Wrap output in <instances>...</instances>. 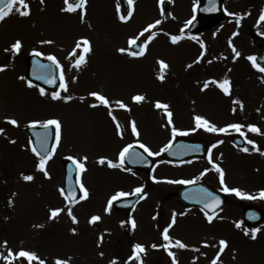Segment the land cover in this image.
<instances>
[{
    "label": "rangeland",
    "instance_id": "374dc122",
    "mask_svg": "<svg viewBox=\"0 0 264 264\" xmlns=\"http://www.w3.org/2000/svg\"><path fill=\"white\" fill-rule=\"evenodd\" d=\"M195 2L165 0L172 16L165 22L159 0H133L127 9L121 7L118 0H87L81 22L79 11H61L65 6L64 0H44L43 4L40 0H27L31 10L29 16L21 17L13 12L0 21V64H7L0 71V128H5L0 133V254L6 256L9 249L13 252L25 249L36 253L45 264H56L57 259L66 260L68 264H111L113 260L116 264H134L127 257L123 224L117 215H112V206V212L105 209L108 208V200L117 192L125 190L131 193L139 187V177L126 168L108 166L107 160L118 162V154L127 142V135L117 134L116 123L108 114L109 108L103 105L90 107L98 103L89 95L90 92L102 93L109 99L112 114L122 131H131V121H135L140 135L133 137L141 139L152 152H159L169 145L173 137L172 126L180 131H191L195 127L196 115L218 128L234 123L243 125L244 147L230 143L229 135L237 133L235 130L222 133L220 164L229 186L251 194L264 190V74L253 67L247 53L240 52L239 57H232L212 48L206 50L205 57L208 61L216 56L221 59L225 68H219L223 73L218 70L220 75L217 76L213 72H200V68L207 64L201 55L204 50L192 36L184 34L192 19ZM121 16L127 19L121 20ZM157 20L161 23L143 32ZM173 35L182 38L174 44L171 42ZM81 38L90 42L91 50L87 53L83 52ZM129 38L143 42L142 56L133 57L128 51H118L129 49ZM16 40L22 42L20 56L31 47H41L47 56L52 55L47 52L53 51L64 66L62 74L67 91L61 89L60 95L71 96V100L49 99L46 94L42 96L38 88L29 87L25 79H20L24 77L22 62L14 64L16 56L12 55L10 59L4 56L5 49ZM41 41L52 43L42 44ZM78 41L82 46L76 49ZM145 41H148L146 46ZM74 49L76 55L70 56ZM80 54L85 56V62L77 68L75 61ZM161 60L168 65L164 69L163 80L158 79V61ZM222 74L239 81L240 92L227 98L222 91L201 90V84L204 85L208 79L221 80ZM137 94L144 95L145 100L133 102L131 97ZM241 98L245 103H242V108L233 103ZM117 100L123 101L131 110L120 108L115 103ZM156 101L170 106L173 125H168L164 110L155 108ZM50 112L61 121L62 131L68 132L65 139L72 137L71 132H75V137L68 141L71 146L55 151L52 159L47 161L46 171L50 175L47 178L38 169L39 160L32 155L21 128L27 126L29 120L42 118V115L50 117ZM9 117L16 119L18 125L8 123L6 118ZM250 124L257 126L259 132L249 131L247 125ZM92 131H108L109 138L91 139L87 133ZM248 140L254 143L248 144ZM244 148L249 151H243ZM66 153L84 162L86 168L79 173V180L88 190V196L73 205L60 191L63 171L59 161ZM84 157H87L86 161H83ZM102 157L107 158L103 165L98 162ZM157 169L160 176L174 173L175 178L171 181L185 179L184 173L166 162L163 166L159 163ZM23 175H31L33 179L25 181ZM159 183L162 184L155 189L158 192H172L180 184L167 180ZM237 199L245 198L237 196ZM52 209L62 211L56 218L49 219ZM69 209L76 217V223L68 215ZM232 211L227 207L221 212L222 218H228ZM186 214L189 219L176 226L178 238H174L172 232L169 235L173 245L178 239L188 247L145 248L147 264H172L168 251H172L175 257L180 255L179 259L176 258L178 264H211L204 262L199 254L200 241L224 238L226 232L218 231L214 224L203 223L197 211ZM94 215L101 219L90 224L89 220ZM223 219L222 224L226 225ZM74 228L78 230L77 234L72 232ZM258 231L254 241L241 238L240 242L230 245L234 264H264V226ZM158 236V246L166 243L160 233ZM117 253H123L127 259L116 258ZM0 264H6V261L0 258ZM14 264L21 262L17 260ZM33 264H38V261H33Z\"/></svg>",
    "mask_w": 264,
    "mask_h": 264
},
{
    "label": "flooded vegetation",
    "instance_id": "af4514ba",
    "mask_svg": "<svg viewBox=\"0 0 264 264\" xmlns=\"http://www.w3.org/2000/svg\"><path fill=\"white\" fill-rule=\"evenodd\" d=\"M222 7L225 12L224 20L215 24L210 30L206 29L198 34L200 43L204 45L203 49L206 51L208 48H212L214 51L232 54L234 53L232 50L234 47L237 51L247 53L254 57L259 52V48L262 44L261 39L264 37V20H260L261 13L264 12V0H222ZM237 21H239V23H237ZM234 33L235 35H233ZM230 41L231 44L229 43ZM202 69L205 73L211 74L217 69V65H204ZM230 82L231 94H233L238 90L239 81L233 79L230 80ZM33 86L36 87L35 85ZM213 88L218 91L216 86ZM213 88L206 91H210ZM42 116V118H38V120L34 121L43 122L45 117L44 115ZM186 132L187 134L185 136L188 138H199L205 142L203 145L194 140V144L192 145L194 148L201 146L202 148L209 149L213 144H216L217 146L211 151V159L213 163L219 165L216 151L220 146V143L217 142L223 140L222 133H210L207 131ZM71 133H73L71 137V140H73L75 132ZM108 133L110 132L92 131L88 132L87 135L91 136V139L98 140L103 137L109 138ZM123 133L127 135V142H125L124 146L128 144H132L133 146L139 145L140 143L145 144L141 139L133 137L131 131H123ZM174 138L175 137H172L170 141L174 140ZM190 140L192 141V139ZM60 145L67 149V147L71 146V143L68 141H62ZM97 146H100V144H97ZM154 152L159 153L157 151ZM142 156L144 157V160L138 162L139 169L130 170L138 175L139 178L137 179V183L143 189L140 193L139 199L134 203V206L130 211L112 213L115 217L117 215L119 221L123 224V231L125 234L124 243L126 241L125 248L128 253L130 252L129 247L134 246L137 243L143 245L145 248H153V244L158 245L160 240L158 235L159 233H162V228L167 227V225L172 222L173 213L176 214V223L169 229V232H172L174 238H178L176 237L178 236V229H176V226L180 222L189 219L186 214L188 211H197V214L198 216H201L203 223L214 224L218 231L226 232L224 238H217L215 241H200L201 250L199 254L201 255L202 260L211 263V261L217 257V253L219 252V241L224 240L227 242V247L224 249L223 253L220 254L217 263L234 264L235 258L234 255L231 254L233 251L230 245L240 242L241 238H249L251 239L250 241H254L252 238V229H258V227L262 226V224H259L254 227H248L242 222V202L236 201V199L227 195L228 200L226 207L212 214V222H208L204 212L200 209H189L176 201L173 197V191H155L159 186L160 178L157 167L159 163L163 166V162L168 163L171 167L174 165H180V167H182L181 173L186 175L184 176L187 180L209 182L212 186L216 184L219 181V173L215 171L212 163L209 162V152L207 151V155L202 159L191 158L179 163L166 161L163 158V152L157 156H148V154ZM207 158L208 160H206ZM205 169H208V171L204 176L200 177V173ZM167 177L173 178L174 173L172 174L169 172ZM197 177L200 178L196 179ZM141 196L144 198L141 199ZM251 204L254 205L255 202L252 201ZM227 207H230L233 211L228 218L223 219L221 212ZM181 213H183V215H180ZM222 219L226 221V225L222 224ZM132 220L135 221V227H133L130 222ZM237 223H240L239 228L236 227ZM246 232L248 233L247 235L245 234ZM258 235L259 231L256 232V238ZM146 255L147 252L145 251V256ZM178 257H180V255L175 258L179 259Z\"/></svg>",
    "mask_w": 264,
    "mask_h": 264
},
{
    "label": "snow or ice",
    "instance_id": "6c2138e0",
    "mask_svg": "<svg viewBox=\"0 0 264 264\" xmlns=\"http://www.w3.org/2000/svg\"><path fill=\"white\" fill-rule=\"evenodd\" d=\"M40 2L43 4L44 0H40ZM128 4L131 6L133 3V0H127ZM159 3L161 4V12L163 14V5L165 3V0H159ZM86 4H87V0H76V2H70V0H64V7L61 9L62 12H67V13H77L79 11L80 13V18H81V22H83L84 20V16H85V9H86ZM18 5V7H17ZM215 6L213 5V8L211 10H214ZM195 11V8H194ZM13 12H16L18 15H20L21 17H26L29 16L31 14V10H30V5L27 3V0H0V21L5 20V18H7L8 16H10ZM131 15V11L129 12V16ZM121 20H125L127 19V17L125 16H121L120 17ZM260 20H264V12L261 13L260 16ZM161 21L157 20L155 21L154 24H150L148 25L143 32H148L150 29L154 28L156 25L160 24ZM190 23V22H189ZM237 23H239V21H237ZM183 31V29L181 30ZM143 32L141 33V35H143ZM235 35V33L233 34ZM152 37H149V40ZM182 37L181 36H176L173 35L171 36V42L172 43H177ZM137 39L138 38H129V49L126 50L124 48L119 49L118 51L121 53H124L125 51H128V54L133 56V57H137V56H142L144 54V47H141V49L139 51H131V48L133 46L136 45L137 43ZM82 44H83V52L87 53L89 52L90 49V42L86 39V38H81ZM81 41H78L76 44V49L81 48ZM40 43L44 44V43H52V41H41ZM148 43V41L144 42V45L146 46V44ZM231 44V41L229 42ZM22 47V42L20 40H16L13 44H11L9 49H5V51H11L13 54L18 53L20 51ZM201 47L203 48L204 45L201 44ZM76 49L73 50L72 53H70V56H74L76 55ZM233 52L235 53V57H239L240 56V52L237 51L234 47H233ZM34 54L36 56H40L42 55V53L35 51L34 50ZM203 56V53L201 54ZM48 59L50 61H52L53 63L58 64L56 57L53 55H49ZM248 59L252 62L253 67L256 68L258 71L264 73V66H261L259 64H257L256 62V58L255 57H248ZM85 62V56L83 54L79 55V58L75 61V66L78 68L80 67L81 64H83ZM158 63L160 64V75L158 76V79L163 80L164 79V69H166L168 67V65L166 64L165 61L161 60L158 61ZM192 65H188V67H191ZM6 66H0V71H3L4 68ZM20 79H24V77H20ZM45 83H55V79H50V78H44ZM209 83L215 84L216 87H218L225 95H230L231 94V82L228 78H225L223 80H211V81H205L203 88L201 89L202 91L207 89L209 87ZM28 86L29 87H33L32 83L29 81L28 82ZM59 87L61 89H63L64 91H67V86L65 84L64 81V77L63 74H61L60 76V85ZM39 92L40 94L43 96L46 94V90L44 88H39ZM89 95L91 97H94L96 101H98V103H93L90 105V107H98L100 105H103L107 108H109V116L112 117V119L115 121L116 123V129H117V134L120 136H123V131L121 130V125L119 123L118 120H116V117L113 116L112 114V110H111V102L109 101V99L104 96L102 93L99 92H90ZM52 99L53 100H60L63 99L65 101H69L72 99L71 96H61L59 92H53L52 93ZM133 102L136 103H140L143 102L145 100V96L141 95V94H137L131 97ZM115 103L122 109H126L128 111H130L131 109L128 107L127 104H125L123 101H115ZM234 104L239 103L241 108L243 107L242 103L239 101H233ZM169 105L166 103H163L161 101H156L155 102V108L156 109H162L165 111L166 115H167V123L168 125H173V120H172V116L173 113L169 110ZM233 111H235V109H233ZM7 122L12 124V125H18V121L14 118H6ZM194 122H195V127L193 129H191V131H196L197 129H201L203 128L205 131L210 132V133H225L227 132L229 129H233L236 132L240 133L242 136L244 135V133L242 132V128L244 127L243 125H240L238 123H234V124H230L227 125L223 128H218L215 124H212L211 122H209L206 118L200 116V115H196L194 116ZM32 126L35 127L37 124H41V126L45 129L44 132V139H42L40 141V143L42 144L43 147H47V145L44 143V140L47 138L48 135V129L50 128H54V139H55V144L52 146V150L48 153H40L35 147L32 148V151L39 156V163L37 165L38 169L44 172V175L47 178H50L49 173L46 171V163L48 161V159L51 158L52 153L55 151V148L59 145L60 141H61V137H62V123L59 119H48L45 120L43 122L40 121H33L31 122ZM247 128L249 131L251 132H259V128L255 125H247ZM4 129L0 128V133H3ZM131 132L133 135H135L136 137H139L140 133L138 131V128L136 126L135 121H131ZM171 133L172 136L175 137L178 134H182V135H186L187 132H181L180 130H178L177 128H175L174 126H172L171 128ZM14 143V141H11ZM222 141H218L217 143H221ZM248 144H253L254 142L252 140H248L247 141ZM171 144V141L169 142V145ZM217 145L213 144L209 149V162L212 163L213 168L215 169V171L217 173H219V180H220V184L223 186L221 188V191L225 192V193H233L238 197L241 198H245V199H257L256 196H252L246 192L241 191L238 188H229L225 185L224 182V171L223 169L212 162L211 159V151L213 148H215ZM133 145L132 144H128L126 146H124L121 151L118 154V162H113L112 160H107V164L109 167L111 168H124V161L126 159V157L129 155L130 149H132ZM139 147L142 148L144 150L145 153L148 154V156H157L160 153H156V152H152L145 144L140 143ZM167 147V146H166ZM165 149H162V151H164ZM243 151L248 152L249 149L248 148H244ZM134 157L137 158L138 161H143L144 157L140 154V153H133L132 154ZM69 160L72 161V163L76 166V168L79 170V172L77 173V183L79 184V191L83 193L82 196L79 197V199H85L88 196V190L85 188V186L83 185V183L80 182L79 180V173L83 172L86 170L85 168V163L77 160L74 157H68ZM107 158H100L99 159V163L101 165L105 164ZM87 157L83 158V161H86ZM136 162V161H134ZM208 171V169H205L203 172L200 173V177L204 176L206 174V172ZM200 177H197L196 179H199ZM23 179L25 181H31L33 179V177L31 175H23ZM172 183H181V184H190V183H194L195 181L193 180H180V181H170ZM61 194L63 196H65V199L68 200H72L74 199V192L75 189H68L67 192L62 188L60 189ZM143 191V189L141 187H137L134 190V193H141ZM130 195V193H126L123 191L117 192L115 195H113L109 200H108V208H106L105 210L108 211L111 206L113 201L117 200L119 197H126ZM144 197L141 196V199H143ZM259 198L260 199H264V190H261L259 193ZM201 202L204 204V208L201 209L202 212H204V215L206 217V219L208 220V222H212L213 216L209 214V211L214 210L216 207H218L220 200L219 197L214 196L211 193H208L206 190H204V195L201 199ZM205 209H208L209 211H205ZM61 209H52L50 212V216L49 219H54L56 218L59 213L61 212ZM68 215L72 218L73 223H76V217L72 215L71 210L69 209L68 211ZM180 215H183V213H181ZM176 214L173 213V218H172V222L170 224L167 225V227H165L161 233L163 240L166 242L162 245H156L153 244L152 247L153 248H157V247H163L166 250L170 249L171 247L175 246L177 248L180 249H184L187 248L188 246L186 244H184L183 242H181L180 240H175L174 245L172 243V238L169 235V229L176 223ZM155 218V217H154ZM251 218H255V217H249ZM101 219L100 216L98 215H94L90 218L89 223L90 224H94L97 221H99ZM132 226L135 227V221L132 220L130 221ZM37 227H42V225H38ZM236 227L239 228L240 227V223L236 224ZM258 231V229H252V238L255 239L256 238V232ZM73 232H75V229H73ZM246 235L248 234L247 232L245 233ZM100 239H103V236L100 237ZM6 243V242H5ZM219 252L217 253V257L215 259H213L211 261V264H217V260L220 257V254L223 253L224 249L227 247V242L224 240H220L219 241ZM145 252V247L139 243L135 244L133 246V255L131 257H129L130 260H140V254ZM101 255H103V253H101ZM168 255L170 257H172V264H178V261L175 258V255L172 251H168ZM0 258H2L3 260L6 261V264H14L15 261L19 260L21 262V264H23V261H27V264H33V261H38V264H45V261L40 259L36 253L32 252V251H28L25 249H20L17 252H13L11 249L8 250V254L5 256L3 254H0ZM56 264H68V261L66 260H61V259H57L56 260ZM111 264H116L115 260H113L111 262Z\"/></svg>",
    "mask_w": 264,
    "mask_h": 264
},
{
    "label": "water",
    "instance_id": "95a60500",
    "mask_svg": "<svg viewBox=\"0 0 264 264\" xmlns=\"http://www.w3.org/2000/svg\"><path fill=\"white\" fill-rule=\"evenodd\" d=\"M120 1H121V3L124 6L128 5V2L126 0H120ZM219 2H220V0H219ZM214 6H215L214 10H211L213 8V5L207 4V2H204V0H201V3L197 7V16H196L195 20L192 22V24H191V26L189 28L190 32H194V31H197L200 28H202L204 22H206V21L216 22V21H218V20H220L222 18L221 10H220L221 9L220 8V3H217ZM164 18H165V20H168L170 18V15L168 13H166ZM133 48L135 50H139L140 45L139 44L135 45V46H133ZM258 63L261 66H264V56L263 55H260L258 57ZM53 84H56V83H51V84L45 83L43 85L46 86V87H51V86H53ZM32 131H38V130L35 129V128H32ZM167 154L171 158H179L177 154H180V152L177 153V151H175L174 148H170V149L167 150ZM63 164H64V170H65V178H64V182H63V189L66 192H67L68 189H75V192H74V197L75 198L72 199V200H69L70 202H73V201H75L77 199V197L79 195L77 187H76V184H75L76 167L70 161H66ZM200 185L201 184H199V186ZM191 192H196L195 185H187V186L179 187V188H177L175 190V198L177 200L185 201L186 197H187V199L190 200L191 202H195L196 197L194 195L190 196ZM188 194H189V196H188ZM136 198L137 197L135 196L133 198V201ZM130 202H132V200H130ZM121 203H122L121 201L116 202V204H115V209L116 210H118L120 208V206H121L120 204ZM251 209H252L251 207H246L244 209V216L245 217L248 214V211L251 210ZM261 218L262 217H258L257 216V218H255V221L254 222L251 221L252 223H250V224L259 222L261 220Z\"/></svg>",
    "mask_w": 264,
    "mask_h": 264
}]
</instances>
